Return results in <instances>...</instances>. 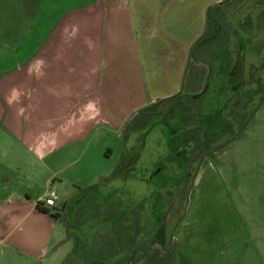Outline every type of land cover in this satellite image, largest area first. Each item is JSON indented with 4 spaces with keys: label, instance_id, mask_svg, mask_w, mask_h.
I'll return each instance as SVG.
<instances>
[{
    "label": "crops",
    "instance_id": "0c3cea01",
    "mask_svg": "<svg viewBox=\"0 0 264 264\" xmlns=\"http://www.w3.org/2000/svg\"><path fill=\"white\" fill-rule=\"evenodd\" d=\"M223 1L0 0V264H26L24 258L47 253L45 226L52 227L50 242L61 222L51 213L68 202L56 201L48 207L50 214L38 210L50 180L61 184L71 170L67 178L80 194L95 186L101 156L112 157L109 139L114 134L124 138L138 111L182 94V102H206L210 75L215 76L207 58H213L219 73L212 93L219 99L227 95L223 89L231 87L230 80L221 78L232 70L228 43L223 67L208 48L197 52L195 68L189 69L194 45L208 31L210 9L215 38L222 33L217 24L222 13L235 15L233 0L222 7ZM245 74L232 83H237L235 94L245 93ZM248 83L247 89H255L256 82ZM252 132L253 127L247 137L234 140V160L219 164L217 177L215 167L207 165L217 179L205 181L202 164L192 182L198 188L196 207L188 208L193 213L172 220L175 234L166 222L160 224L164 239L155 228L157 241L148 249L134 246L126 253L131 264H141V248L156 264H264V138ZM80 206L75 223L94 217ZM162 248L165 253L157 258L155 251ZM101 249L100 257L106 252Z\"/></svg>",
    "mask_w": 264,
    "mask_h": 264
},
{
    "label": "rangeland",
    "instance_id": "374dc122",
    "mask_svg": "<svg viewBox=\"0 0 264 264\" xmlns=\"http://www.w3.org/2000/svg\"><path fill=\"white\" fill-rule=\"evenodd\" d=\"M228 2V0H224L221 6L224 7ZM230 5L228 7L234 10L235 15L227 18L226 15L222 13L223 16L217 19L219 21L217 24L221 23L223 27L220 28L222 33L219 34L220 36L218 38H215L214 35L211 34L213 24L211 27H208V33H206L205 30V35L204 33L202 34V37L204 35L203 41L205 40V42L201 43L197 48L195 47L189 69L192 71L193 68H195L193 64L198 61L197 52H205L208 48H213L212 51L215 52L217 56L216 62L218 67L222 66L223 62L220 59H223L227 54L225 50L226 44L228 43V49L230 50L228 56L231 55L233 64L237 65V74L246 73L247 87L249 85L248 82L252 80V76L255 74L259 75L264 83V0H233V3L231 2ZM226 22L227 24H225ZM198 42L199 41H197L195 45ZM239 54L242 56L238 57ZM257 55L259 57H257ZM207 60L213 65L212 68L215 75H210L209 93H207V98L211 99L210 103L208 102L209 99H207L206 102L205 99L199 101H190L187 99L183 104H180V106H176L169 115L168 112L166 113V110L169 108L168 104L165 105V102L163 104L158 102L157 104L156 102L157 105L155 108L153 107L150 109L151 113L155 114L159 111L165 113L163 116H156L154 119L155 122L153 121L154 123L147 129L145 147L144 150L140 152L136 168H134L133 172L127 177H120L112 181L108 180L107 184L101 185L100 183H102L103 177L109 179L115 168L120 164L123 148L127 145V150H130L137 145L136 143L139 139L138 133L133 134L127 142H125V139L121 135H112L109 139V144H111L113 149L112 157L106 159L104 158L106 156L103 154L104 157L101 156L102 159L98 160V164H96L95 167L97 170L96 180H92L94 178L91 179L95 181L94 184L97 187L91 192L93 195H87V199L82 203V205L87 203V209H90L91 206V208H94V217L85 218L83 222L72 223L71 221L74 222L77 212L75 211L71 214L72 206H70L67 212V214H69L66 216V213H64V217L66 220L69 219L71 229H68L69 222L61 221L57 223L55 235L53 239L48 242L49 236L52 234V227H50L49 222H47L45 226L47 230V253L42 258L38 259L30 257H27L28 259L24 258L23 263L126 264L127 262V264H131V259L126 257V253H131L134 246L137 249L138 247L146 245L148 249L153 242L157 241L155 237V228H161L160 224L166 222L167 228H170V232L174 231L173 233L175 234L176 229L173 228L175 223L173 222L171 225L172 220L178 216H182L190 209L192 204H196L198 201V199H196L197 196L195 197V191H198V188L192 187V182L196 181V174L199 169H201L202 164L204 165L202 169H206L207 173L201 177L204 178L205 181L217 179L218 172L216 169H218L219 164L230 163L231 160H234L233 150L238 149L237 145H235V141L230 145H227V143L230 142L233 134L238 133L242 124L250 120L252 112L255 110L258 103H260L259 101L262 94L264 95L263 89V92L257 95L256 103L250 105L249 108L242 113V116L237 118V113L240 115L242 106H244L243 104L248 102V92L245 91V96L243 94H235L232 88L230 89V87L227 86L230 91L225 88V90L227 89L228 91L226 90L227 95L224 98L219 99L216 91L217 96L215 97L216 94L214 95L212 91L217 84L215 77H217L219 73L216 72L217 65L216 67L214 66L213 58H207ZM203 61L204 60H202V62ZM189 76L190 75L186 76V79H189ZM262 88H264V86H262ZM232 94L234 95L231 96ZM217 98L222 101L221 104L225 108L224 111L210 118H205L207 121L204 123V126L209 129L206 128V132L203 134L206 135V141L208 143L210 142L208 145H210L211 148L203 151L198 147V144L192 140L191 146H189L191 161L189 162V167L184 169L179 162L181 160L179 157L178 159L176 157L175 149L169 144L170 141L172 143L171 139H173V144H176L177 141L176 138L170 137V135L173 134V128L180 127V129L184 131L183 135H181L182 137L197 135L199 130L196 128V125H194L196 122L194 118L199 120V117H204L209 112L213 113L215 110L214 107L217 105ZM225 101H227L226 104ZM180 112L183 113L181 114ZM179 113L181 115H179ZM252 127V133H254L252 136H262V138H264V105H262V110L256 114L255 119L247 127V130L239 136L238 140L247 137L245 135L248 134V129ZM260 144L262 145V143ZM224 148L225 151L223 153L222 149ZM212 151L215 152L212 153ZM221 153H223L224 156ZM207 165H210V167L213 165V167H215L213 171L216 177L211 174V168ZM70 172L71 170L62 175V177H64L63 179H65L63 183L53 185L52 179L50 180L51 183L49 182V185L47 184V195L53 187L58 193L59 200H57V205L65 200H73L78 194V192L74 193L73 182L69 181L67 178ZM188 172H190L189 176ZM103 173H105V175ZM80 176H83V174ZM201 177L198 180L201 181ZM59 180L61 179L59 178ZM191 188H193V191H191ZM199 189H202V186L199 187ZM79 195L84 194L80 193L78 196ZM198 195L200 196L199 192ZM111 197H113L111 202L107 201V199ZM195 204L193 205V211L196 207ZM190 211L192 212V210H189V212ZM192 213H190V217L193 218ZM122 215L124 217V224L122 222L120 223L125 226L118 225V219H120ZM168 216L170 217L168 218ZM162 228H165V226ZM69 231L72 233V236H68ZM162 233L166 236L165 230H163ZM169 235L170 234L167 236L169 237ZM168 237L167 239L165 237V240H168ZM161 239H164V236H162ZM47 243H50V249H47ZM102 246L106 252L103 250L105 253L100 257ZM58 248H60V250H58ZM163 248L155 251V256L157 258L162 250L163 254L165 253ZM119 249L124 251L123 258L119 257ZM152 255L153 254H151V257ZM139 258L141 259V264H156L154 258V260L149 259L148 262L149 256L145 249L141 248ZM90 261H92V263H90Z\"/></svg>",
    "mask_w": 264,
    "mask_h": 264
},
{
    "label": "trees",
    "instance_id": "16d2710c",
    "mask_svg": "<svg viewBox=\"0 0 264 264\" xmlns=\"http://www.w3.org/2000/svg\"><path fill=\"white\" fill-rule=\"evenodd\" d=\"M212 16H213V10L211 12V9H210L209 15H208V27L209 26L211 27L212 24H213V26L216 25L215 22H214V17H212ZM218 29H220V28H218ZM213 30H214V27L212 29V32H213ZM207 33H208V31H207ZM203 42H205V40L203 41V37H202L199 40V42L195 45V47L197 48ZM195 47H194V50H195ZM194 50H193V53H194ZM221 67H223V66H221ZM237 71H238V67H237V65L233 64V59H232V70H231V72H229L230 75H226L227 77L221 78V80H223V79L230 80V83H231V87L230 88H232L233 85H237V83L236 84H232V83H235L236 80H237V77H238ZM221 80H219V83L221 82ZM254 82H256V85H254L255 89H253L252 91L247 89L248 87H247V85H245L244 92L245 91L248 92V95H247L248 102L246 104H243L244 106H242V110L240 112V115L237 113V118H239V116H242V113L245 110H247L250 105L256 103L257 99H254V97L257 98V95H259L260 92H263L264 88H262V86H264V83H263L262 79L259 78V79H257V81H255V77H253L252 83H254ZM236 87H235V90L238 89ZM207 88H208V86L205 87V91L203 93V96L206 94V92H207L206 89ZM226 88H228V87H226ZM223 90H224L223 93L225 94L226 93L225 87H224ZM241 90H242V88H241ZM232 95H234V94H232ZM243 95L245 96V93ZM184 96L185 95L182 94L180 96H175V97L163 100V101L158 100V102H160L161 104H163L165 102L164 103L165 105L168 104L169 108L166 110V113L168 112L169 115H170V112L173 111V109L176 106H180V104L184 103V102H182L183 99H184ZM203 96H201V98ZM158 102H157V104H158ZM259 102L260 103H258L257 107L252 112L250 120H248V122H244L242 124V126L238 130V133L233 134L232 139L230 140L229 143H227V145L232 143V141H234L238 136H240L243 133V131H245V129H247V127H248L249 123L251 122V120H253L255 115L258 113V111H259V109L261 107V104L264 103V95L263 94H262L261 99H260ZM157 104H154L151 107H148V108H146L144 110L141 109L133 117H131V119L129 120V122L125 126V131H124L123 135H124L125 141L127 142L129 140V138L133 134L138 133L139 139H138V142L136 143L137 145L134 146L133 148H131L128 151H124V153L122 155L121 162L118 165V167L115 168L113 174L111 175V177L109 179H105V180L102 181V183H100L101 185L107 184L108 180L112 181V180H116V179H118L120 177H127V176L130 175V173L133 172L134 168H136V163H137V161L139 159L140 152L143 151L144 147H145L147 129L149 127H151V125L153 124L152 121H153V119H155L156 116H163L164 113H165V112L161 113L160 111L156 112L155 114L151 113L150 109L153 108V107L155 108V106ZM169 104H171V105H169ZM217 105H219V106L218 107L217 106L214 107L215 110L213 111V113L209 112L204 117H199L198 118L199 120H197V118H194L196 120L194 125H196V128L199 130V133H197V135H192V136H189V137H186V136L182 137L181 135H183L184 131L182 129H180V127L179 128H177V127L173 128V131H172L173 134L170 135V137L176 138L177 141H176V144H173V139H171L172 143L170 141L169 144H170V146L172 148L175 149V153H176L177 159L179 157V159L181 160L179 162L182 164V168L185 169V168L189 167V162L191 161V157L189 155V146H191V141L192 140H194V142H196L198 144V147L201 150H203V151L209 150L211 148L210 145H208L210 142L208 143L206 141V138H205L206 135L203 134V133L206 132L205 129L208 128V127L204 126V123L207 121V119H205V118H210L211 116L216 115V114H220L222 111H224L225 108L223 107L222 104H217ZM152 111H154V110H152ZM180 113L182 114L183 112H180ZM180 113H179V115H181ZM187 114H186V116H187ZM214 152L215 151H212V153H214ZM189 175H190V172H188V176ZM96 187L97 186L95 185V186L91 187L90 189L81 190L80 192L83 193L84 195L77 196V197H79L78 199H77V197H75L73 200L68 201L61 209H56L53 213H51L54 216L55 220H61L63 222H69L68 223V229H69L70 228V221H69V219L66 220V218L64 217V213H66V216L69 214V213L67 214V212H68V208L70 206H72L71 207V214L74 211H76L78 209V205L82 204L87 199V195H90V196L93 195V193H91V192L94 191ZM89 191H90V193H89ZM112 198L113 197H111L110 199H107V201L111 202ZM93 206H97V205H93ZM91 207H90V209H87V203H86V204L80 206L79 209H80V211H82L83 214H87L89 212V214L91 216H94V214H93L94 208H91ZM37 208H38V210L40 212L45 213V214H50V212H51L50 209L47 206H45L43 203L37 204ZM71 222L75 223V220H74V222L73 221H71ZM163 230H165V228L160 229L159 233L162 232ZM161 234L162 235L160 236V238L163 236V233H161ZM68 236H72V233L70 231H69V235Z\"/></svg>",
    "mask_w": 264,
    "mask_h": 264
},
{
    "label": "built area",
    "instance_id": "2783aa9c",
    "mask_svg": "<svg viewBox=\"0 0 264 264\" xmlns=\"http://www.w3.org/2000/svg\"><path fill=\"white\" fill-rule=\"evenodd\" d=\"M59 199L58 193L56 192V189L53 187L48 195L46 200H44V204L47 207H54L56 206V201Z\"/></svg>",
    "mask_w": 264,
    "mask_h": 264
},
{
    "label": "flooded vegetation",
    "instance_id": "af4514ba",
    "mask_svg": "<svg viewBox=\"0 0 264 264\" xmlns=\"http://www.w3.org/2000/svg\"><path fill=\"white\" fill-rule=\"evenodd\" d=\"M153 121H154V119H153ZM153 121H152V122H153ZM154 122H155V121H154ZM154 122H153V123H154ZM156 123H157V122H156Z\"/></svg>",
    "mask_w": 264,
    "mask_h": 264
}]
</instances>
